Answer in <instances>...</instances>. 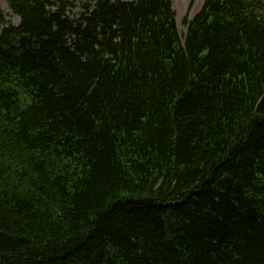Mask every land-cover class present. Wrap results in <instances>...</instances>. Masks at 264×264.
<instances>
[{
  "label": "trees",
  "instance_id": "trees-1",
  "mask_svg": "<svg viewBox=\"0 0 264 264\" xmlns=\"http://www.w3.org/2000/svg\"><path fill=\"white\" fill-rule=\"evenodd\" d=\"M6 1L0 264H264V0Z\"/></svg>",
  "mask_w": 264,
  "mask_h": 264
},
{
  "label": "rangeland",
  "instance_id": "rangeland-1",
  "mask_svg": "<svg viewBox=\"0 0 264 264\" xmlns=\"http://www.w3.org/2000/svg\"><path fill=\"white\" fill-rule=\"evenodd\" d=\"M75 1L76 8L74 10V13H80L82 11V4L86 3L88 0H71ZM174 7L177 12V24L178 29L180 32V35L182 39L184 40L185 35L187 34V27L184 23L185 19L191 20L194 18V16L200 12V10L203 8L205 0H195L191 7L192 0H173ZM0 7L8 14V22H11L15 25H18L20 22V19L13 15L11 12L7 1L6 0H0ZM2 30V27L0 26V32Z\"/></svg>",
  "mask_w": 264,
  "mask_h": 264
}]
</instances>
